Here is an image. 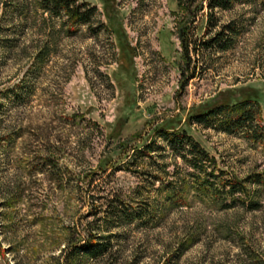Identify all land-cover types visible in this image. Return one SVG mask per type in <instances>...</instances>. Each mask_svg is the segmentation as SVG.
Here are the masks:
<instances>
[{"label":"rangeland","instance_id":"obj_1","mask_svg":"<svg viewBox=\"0 0 264 264\" xmlns=\"http://www.w3.org/2000/svg\"><path fill=\"white\" fill-rule=\"evenodd\" d=\"M42 1L0 0V264H264V139L184 123L257 93L264 128V0L214 11L229 43L192 56L184 89L176 0H71L96 8L76 26ZM170 121L213 176L158 137Z\"/></svg>","mask_w":264,"mask_h":264},{"label":"trees","instance_id":"obj_2","mask_svg":"<svg viewBox=\"0 0 264 264\" xmlns=\"http://www.w3.org/2000/svg\"><path fill=\"white\" fill-rule=\"evenodd\" d=\"M237 1L241 0H176L175 35L180 47V89H184L187 82L196 75L195 67L190 69L192 56L196 57L202 51L211 49L219 43H229L224 32H232L231 25L214 31L217 23L214 11L227 10L232 3ZM42 8L49 15H63L75 26L87 25L96 14V8L86 4H76L71 0H43ZM206 24L209 25L206 27ZM202 26V32L199 35L198 31ZM210 27L213 32L210 33V37L205 38V35L209 34ZM258 96L257 93H254V95H247L240 99L228 97L220 104L216 102L212 105L204 103L192 107L188 111L184 123L187 125L194 123L204 128H216L224 133L241 130L245 132L248 139L261 141L264 139V128L260 124ZM157 132L158 137L166 144L167 148L189 168L198 174H206L207 164L214 161L187 135L184 129L175 128L173 121H170L164 123ZM155 146L154 142L144 146L142 156H148ZM208 174L213 176L212 173ZM204 184L205 182L200 185L203 187ZM223 187L228 188L226 192L231 196L245 191L242 183L235 180L224 182ZM99 240L98 236L90 234L85 245L79 250L90 258H96L105 251L104 245Z\"/></svg>","mask_w":264,"mask_h":264}]
</instances>
